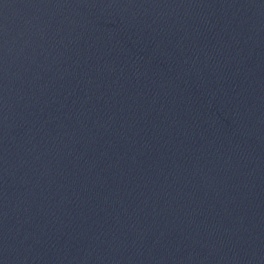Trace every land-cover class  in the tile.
<instances>
[{"label":"water","instance_id":"obj_1","mask_svg":"<svg viewBox=\"0 0 264 264\" xmlns=\"http://www.w3.org/2000/svg\"><path fill=\"white\" fill-rule=\"evenodd\" d=\"M0 264H264V0H0Z\"/></svg>","mask_w":264,"mask_h":264}]
</instances>
